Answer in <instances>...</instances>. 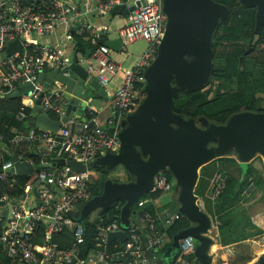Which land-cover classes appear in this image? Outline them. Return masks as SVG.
Segmentation results:
<instances>
[{"label":"built area","instance_id":"1","mask_svg":"<svg viewBox=\"0 0 264 264\" xmlns=\"http://www.w3.org/2000/svg\"><path fill=\"white\" fill-rule=\"evenodd\" d=\"M115 6L133 7L118 29L121 47L126 48L139 41L146 44L130 70H123L114 61L111 49L98 44L99 34L107 28H95L90 23L93 17L107 15ZM165 26L162 0H79L78 3L74 0H0V54L15 39L22 44L19 52L0 59V95H11L17 87L33 84L31 93L20 96L24 104L14 116L17 121H27V109L38 99L41 111L53 112L58 119L64 115L65 102L58 90L54 89L40 98L43 86L35 83L39 74L56 71L61 66L63 49L57 44L42 42L58 29H62V38L66 42L72 43L75 35L84 34L90 48H95L89 58L80 57L79 61L104 89L117 72H124L122 83L110 102L112 118L108 119L106 126L96 119L97 112L89 110L85 123L69 119L54 135L29 128L18 131L7 141L6 145L17 149L33 147L39 153L43 167L52 160H75L85 165L83 172L70 173L68 168L53 166L50 170L39 169L35 185L17 198L9 196L3 187L13 190V164L11 160H4L5 143L0 135V255H4V259L0 257V264L154 263L156 252L168 242L167 227L178 218L168 211H162L156 217L144 213L141 225L127 233V241L111 243L109 249L106 247L107 235L120 231L121 226L117 220L101 226L100 220L95 248L86 258L79 257V245L84 238L82 226L78 224L66 250L57 249L51 241L70 223L68 213L73 215L90 199V183L96 174V170L90 168L91 163L102 154L118 150L120 123L138 105L145 83L143 71L155 58ZM16 158L25 160L24 152ZM173 187L174 181H169L162 173L154 179V189L161 193V197L169 196ZM224 187L225 178L215 173L204 193L205 199L212 203ZM254 187L250 183L242 192L243 198L250 196L249 190L252 192ZM148 202L140 200L137 204L140 207ZM115 209L119 207L115 206ZM41 224L44 226L43 240L41 244L34 245L30 236ZM196 245L192 238L184 239L176 262L193 264L194 259L188 260L185 256L194 254ZM219 264L228 263L222 261Z\"/></svg>","mask_w":264,"mask_h":264},{"label":"water","instance_id":"2","mask_svg":"<svg viewBox=\"0 0 264 264\" xmlns=\"http://www.w3.org/2000/svg\"><path fill=\"white\" fill-rule=\"evenodd\" d=\"M238 1L245 7H256L255 32H259L264 23V0ZM132 10L133 7L115 6L109 15L127 18ZM162 12L166 26L155 58L143 71L145 83L141 98L135 110L120 123L118 150L102 154L91 163L90 168L106 172L107 177L99 182L98 194L84 203L76 223L82 226L92 212H104L121 202V230L107 235L106 247L109 249L114 240L125 243L128 236L124 229L131 228L130 216L135 213L132 207L154 190L155 177L168 171L177 194L176 216L186 218L191 224L173 237L170 248L178 250L183 240L190 237L197 244L193 264H211L208 251L212 241L204 235L211 222L198 205L195 195L199 171L231 153L236 155L238 163L247 164L260 156L264 164V113H237L225 124L214 125L203 117L197 122L173 112L172 105L179 89L195 90L209 80L213 59L212 37L218 22L227 19L228 9L213 0H162ZM257 40L258 36L253 45ZM98 44L113 51L122 46L120 40L108 41L104 35L100 36ZM21 47L19 39L9 42L0 59L19 52ZM94 49L86 51L84 59L89 58ZM83 65L75 51L71 60L62 59L58 70L37 76L35 83L43 86L40 98L57 89L65 101V111L61 119L53 120L41 111L38 99L31 109V127L54 135L75 114L78 120L92 98H107L105 89ZM32 89L33 84L21 85L7 98H19L31 93ZM81 121L85 123L86 119ZM89 126L92 127V123ZM8 154L13 164V175L30 176L35 173L30 161L18 160L11 152ZM46 166L68 168L70 173L86 169L80 162L64 159L52 160ZM127 175L133 180L126 182L120 179ZM68 216L71 217V213ZM259 262H264V255Z\"/></svg>","mask_w":264,"mask_h":264},{"label":"trees","instance_id":"3","mask_svg":"<svg viewBox=\"0 0 264 264\" xmlns=\"http://www.w3.org/2000/svg\"><path fill=\"white\" fill-rule=\"evenodd\" d=\"M213 1L225 6L228 9V16L225 22L219 23L213 35L212 49L214 59L210 78L205 85L198 89L191 91L179 89L178 96L174 99L172 110L185 119H194L198 122V119L203 117L210 124L223 125L231 116L237 113H264V108L261 107L259 103L260 99L257 97L260 94L264 97V25L260 30V38L255 50L247 56H243V46L239 45V42L243 38L248 40L247 42H250L254 28V10L241 6L238 0ZM84 36L83 34L75 35L74 37L75 49L80 53H85L90 48V44L83 39ZM241 56L244 57V68L242 71L238 67ZM7 96L0 95V135L3 137L6 150L4 152V160H10L8 152L16 156L23 151L25 154L24 159L30 161L35 168V173L30 176L13 175V190L3 187V190L9 196L17 198L37 183V171L39 169L50 170L51 167H43L41 165L42 159L33 147L27 150L25 147L17 149L6 145L7 141L13 138L18 131H27L29 128H33L30 125L32 122L30 117L31 109H27V121H17L14 116L24 103L21 97L7 98ZM47 115L53 120L58 119V116L53 112H47ZM35 130L39 131L37 128ZM213 162L217 164L224 162L235 164L239 171L238 177H234L226 169L218 166L216 173L221 174L225 178V187L212 203L210 201L206 202L213 209V214L211 212L209 213L211 215L208 216L211 226L214 230L218 231L219 244L226 246L242 242L250 238V236L260 234V231L251 222V204H248V201L243 198L242 192L252 183L259 191L262 190L264 193V178H262L258 171L252 169L250 163H238L234 158L230 157L219 158ZM161 173L169 181H173L168 171ZM106 177V172L96 170L94 179L90 183L89 192L91 198L98 194V184ZM131 180L133 178L130 175H127L123 179L126 182ZM202 184L203 180L200 178L195 189V195L198 197L197 202L201 210L200 198L204 194V189L201 187ZM7 185L8 182L5 186ZM160 198L161 193L154 189L141 199L148 200V203L140 207L137 204L132 207V212L135 213H131L130 216L134 223L131 228H138L141 225L142 216L146 212L151 213L153 216L167 210L170 214H176L178 207L176 195L168 198L164 203H160ZM115 206H118L119 209H115ZM121 207L122 203L118 202L110 209L98 212L94 218L87 217L82 225L84 240L79 245L80 258H86L94 250L95 237L98 230L97 225L100 223V220L101 226L108 225L114 220L120 223L119 214ZM81 208L82 205L71 215L70 223L61 232L53 236L51 242L57 249L66 250L70 246ZM249 223L256 228L257 233L255 232L250 235L244 232V227ZM190 226L191 224L186 218L179 217L167 227L165 234L168 242L156 252V260L153 264H178L176 260L180 254V249H171L170 245L175 235ZM158 227L162 231L159 223ZM131 228L124 230L128 233ZM43 231L44 226L41 224L30 236V241L34 245L42 243ZM116 242L120 243L117 240H114L112 243ZM0 257L4 259V255H0ZM185 257L188 260L194 259L193 254H187ZM255 264L259 263L256 262Z\"/></svg>","mask_w":264,"mask_h":264},{"label":"crops","instance_id":"4","mask_svg":"<svg viewBox=\"0 0 264 264\" xmlns=\"http://www.w3.org/2000/svg\"><path fill=\"white\" fill-rule=\"evenodd\" d=\"M125 20L126 19L123 16L120 15L110 16L109 14H107L104 16H99L97 18L93 17L90 23L95 28H101V27L107 28V31H105L102 34H99L98 40L101 35H104V38L106 40L114 41V40H119L118 29L125 22ZM42 42L59 45L63 49V55H64L63 57L67 60H71L74 52L77 51L75 49V42L69 43L62 38V29H58L54 35L49 36L47 39L43 40ZM145 48H146V44L142 41H139L126 48L121 47L117 51H113V50L111 51L113 54L114 61L119 63L123 70H130L134 66L138 57L145 50ZM84 54L85 53H80L77 51L78 61L80 60V57L84 59ZM123 77H124V72L122 70L117 72V74L114 77H112V79H110L108 87L105 88L107 98L105 99L92 98L91 99L92 102H90L87 105V107L83 111L82 116L78 118V120H76L77 116L75 114L73 119L78 123H84L81 121L82 118L87 119V112L89 110H92L94 112H97L96 119L98 120V122L101 125L106 126L108 123V119L112 118V109L110 107V102L113 99L114 93L120 87ZM34 104L31 105L29 109H32ZM37 154L39 155V153ZM208 183L209 182L205 180L201 185V187L205 190V191L203 190V193L206 192L207 189L206 186L208 185ZM173 195H176L177 197L175 185L169 196H163L160 198L161 199L160 203H164L165 200L172 197ZM248 204H251V215H252L250 217L251 222L260 231V234H257L256 236H250V238H247L242 242H236L226 246H221L219 244L218 231L214 230L213 227L210 226V229H208V231L204 235L210 238L212 241L211 242L212 244L210 245L208 251V254L211 257V264H219L222 261H226L228 264H255L256 262L262 264L259 261L264 255V194L262 197V192L260 191L258 196L257 197L253 196L252 200ZM203 206H204L203 210L208 215H211L209 214L211 212L213 214V209L209 206L208 203L206 202L203 203ZM130 223L131 225H134L131 217H130ZM254 226H252L250 223L247 224V226L244 227V232L250 235L252 233H255L256 228Z\"/></svg>","mask_w":264,"mask_h":264},{"label":"rangeland","instance_id":"5","mask_svg":"<svg viewBox=\"0 0 264 264\" xmlns=\"http://www.w3.org/2000/svg\"><path fill=\"white\" fill-rule=\"evenodd\" d=\"M257 97H259V99H260L259 103H260L261 107L264 108V97H263V95L260 94ZM235 156L236 155L234 153H231V154H229L228 157L235 159L236 158ZM249 163L251 164L252 169L258 171L259 174L262 176V178H264V164H263L262 158L260 156H256ZM218 166H221V167H223V169H226L228 171V173L231 174L234 177H238V175H239L238 167L235 164L228 163V162H224L222 164L221 163L217 164L216 162H210L209 164H207L206 166H204V167H202L200 169V171H199V179L202 178L203 182L205 180H207L208 182L211 181L213 179L215 173H216V170H217L216 168ZM120 179L123 180L124 177H122ZM258 191L259 190L257 189V187H254V190L252 192H251V190H249V192L251 193L250 196H256L257 197L259 192L261 191L262 192V197H263V194H264L263 191L262 190H260L259 192ZM250 196H244V199H246L248 201V203L252 200V198ZM205 202H207V200L205 199L204 194H203L202 198H200V205L202 207V210H203V207H204L203 203H205ZM96 212L97 211L92 212L89 215V217L92 218V217L96 216Z\"/></svg>","mask_w":264,"mask_h":264},{"label":"flooded vegetation","instance_id":"6","mask_svg":"<svg viewBox=\"0 0 264 264\" xmlns=\"http://www.w3.org/2000/svg\"><path fill=\"white\" fill-rule=\"evenodd\" d=\"M239 2V1H238ZM240 4V3H239ZM241 5V4H240ZM241 6H243V5H241ZM243 7H245V6H243ZM245 8H249V9H253L254 10V28H253V35H252V37H251V39H250V42H247L248 40H246V39H242L241 40V42H239V45H241V46H243V56H247L248 54H250V53H252L254 50H255V48L257 47V45H258V41H259V33H260V30H261V28L263 27V25H264V23H263V25L261 26V28H260V30H259V32H255V28H256V12H257V9H256V7H245ZM227 20V19H226ZM225 20V21H226ZM225 21H223V22H225ZM220 22H222V21H219L218 22V24H217V27H218V25H219V23ZM217 27H216V29H217ZM216 31V30H215ZM215 33V32H214ZM243 34H244V31H243ZM214 35V34H213ZM256 36H258V40L256 41V43H255V45H253V41H254V39H255V37ZM213 41H214V38L212 37V43H211V48H212V45H213ZM212 51H213V49H212ZM243 56H241L240 58H239V63H238V67H239V69H240V71H242L243 70V68H244V57ZM213 59H214V52H213ZM213 59H212V67H213Z\"/></svg>","mask_w":264,"mask_h":264},{"label":"clouds","instance_id":"7","mask_svg":"<svg viewBox=\"0 0 264 264\" xmlns=\"http://www.w3.org/2000/svg\"><path fill=\"white\" fill-rule=\"evenodd\" d=\"M138 205V204H137ZM205 212V211H204ZM207 214V213H206ZM208 215V214H207Z\"/></svg>","mask_w":264,"mask_h":264}]
</instances>
